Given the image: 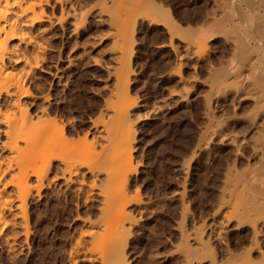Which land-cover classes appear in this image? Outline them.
Listing matches in <instances>:
<instances>
[{
	"label": "rangeland",
	"instance_id": "obj_1",
	"mask_svg": "<svg viewBox=\"0 0 264 264\" xmlns=\"http://www.w3.org/2000/svg\"><path fill=\"white\" fill-rule=\"evenodd\" d=\"M135 1L136 0H130L129 3H131V5L132 4L134 5ZM225 1H227L228 3V0H223V2ZM214 2L215 3L217 2V5ZM219 3H220V0L219 1L217 0L216 1L214 0H142L140 4L141 8H139L138 12H136L137 15L136 13H134L135 15H132L134 17L132 18L131 16L132 26H130V29L128 28V31L131 30L129 31V35L133 34L129 38L132 37L131 41L132 43L134 42L132 45H130L132 47L127 49V53L129 54V56L126 53L127 55L126 57L128 58L130 57V60L126 59L125 57V62L127 60L126 62L127 67H128V64L130 66V70L128 71L129 74L131 73L130 75L127 72L129 67L127 68L126 64H125V67L127 69L124 68L125 70H123L122 73L119 70L118 71L114 70V69H118V67L113 69V65L114 67L118 66L117 64H115L116 60L115 61L113 60L114 58L113 56H115V53L113 50L115 48L113 47H116L115 41L117 40L116 38L118 37L116 38L112 37V36H118L116 35L117 31L113 30L114 33H112L110 29L108 34L111 32L112 36L109 34L111 37L108 35H106L107 36L106 37L105 35H103L104 33L102 34V32H105L106 31L105 29L108 30V28L100 24H95L94 26H97V29L96 27H93L90 30L87 28H85L87 30H84V28H82L83 30H81V32L82 31L83 32L80 34V36L71 38L69 42L63 41L60 38L54 40L52 42V48L50 49V50L54 49V51L53 50L52 52L49 51L50 53L48 52L49 54L47 55V57L48 56L51 57V60L48 58L47 59L48 61L46 60L45 62V65H47V67L45 65L44 66L46 68H49L50 66L49 69H51L52 72L54 73L58 72L57 75H59V77H56L55 75L52 76V75L41 72V74L38 75L39 78L36 80V84L40 83V86L39 85L31 86V90L34 93H38L40 91L39 92L40 94H38L39 96L41 95V93L43 94V91L45 94V95L43 94L44 97L47 94H52L53 96L52 95L50 96V98L52 99V103H54L53 101H57L53 105L57 106V104L61 101L57 107L53 106L54 109H52L53 107H51L48 110V112L51 111L49 112L50 113L49 115L50 117H54L57 120L55 122L59 121L60 124H63L64 126L63 128L65 129L63 133L64 136H61L60 133L57 135L53 134V135H50V137H48L49 141H47L46 140L47 137L45 138L44 136V140H46L47 143L51 142L49 143V145H47L46 143L47 146L45 147L52 148L55 144L60 142L58 139H61L62 137H64L69 142V144H72L73 141H77L78 142L77 145L80 144L83 147V149L84 148L87 149V146H89L88 148L90 149H88L87 151L91 152L92 149L94 151V147L96 146L92 143H95L96 141V144L99 147V149H100V145L102 146L104 145L102 149L103 158H100V161H99L100 165L101 163L104 165H101L102 167L101 169V167H99L97 160L93 164L96 169H100L103 171L104 169H106V166L108 164L107 159L109 160L110 155L112 157L113 155L112 153L115 152V150L111 148L112 146L114 147V145L112 144H116L118 142L116 141V139L118 138L116 137L118 133L117 132L115 133L114 131V128L116 127L115 124L113 123L114 126L112 125L113 127H111L112 128L111 131H113L111 132L112 133L111 135L110 133H108L110 131L107 130V128L111 126V125H108V120L110 117L108 114L111 115V112H112V116H111L112 118L113 114L115 113L113 111L114 107L116 109L117 107H119V105L116 106V104H120V102H122L121 98H120V101L117 99L120 96L117 98L115 97L116 95H119V94L118 93L114 94L113 90H115L118 87L123 88V85L126 87L124 83H126L127 80L124 81V83H122L123 82L122 79L124 78V76L120 77V75L122 76V75L127 74V77L126 76L125 77L128 78V81H130L129 83L128 82L126 83L128 86L127 88L129 90L127 91V93L123 92L125 93L123 95L127 96L125 98V101L123 102H125L126 104V101L129 100L130 102H128V107H130L131 105V107L128 108L129 110L126 111V113L129 114L128 115L129 118H127L129 121L127 120L126 122H130L131 129L134 132V134L131 135V137L133 136L134 139L130 141V143L132 142L131 144L130 143L128 144L132 146V148H134L133 150L130 149V147L128 149V150L134 151V152L131 151V153H133L134 155L132 154L133 167L131 166L128 167L129 171L131 170L130 167L133 168L132 171L129 172L130 174L128 175V178L129 177L131 178H129V181L127 182L128 185L126 184L127 188H123V189L124 190L126 189L124 191L126 193V191L129 188V192H127V194L129 193L130 196L132 195L133 197L136 196V198L138 199H135L134 201L132 200L133 201L131 202L132 204L130 203V205H128L129 204L128 203L126 205V209H127L126 212H130L128 210H131V213L134 216L133 217L134 224L131 221L132 218L130 219L128 223H127V220L124 219V217L121 218L122 223L124 225L123 226L124 233L126 231V234L127 236L129 234V237H127L128 240L126 241L127 245L125 246L126 247V250H125L124 243H125L126 236L124 234V241L121 245V249H122L121 257L117 260L115 264H120L121 261H122L121 264H124L125 259L123 260V258L125 257H126V262H127L126 264H212L215 262V259L213 258L214 256L213 250L210 252L209 249H206L207 247L205 248V250L202 249L203 251L198 249L201 252L192 251L194 253L193 254L191 253L188 259H185V257L189 253L186 255L187 253V251L185 250L186 248L184 247L185 248L184 249L183 246H181L182 245L181 243H185L181 239V232L183 233V231H187V234H191V237H193L192 235H194L195 234L194 232H196V231L193 232V228L195 229V227L197 226V229H198V226H201V225L206 230V232L203 230L206 233L204 234V236H206L205 239L207 240L210 234V241H211L210 243L212 244L216 243V244H213L212 247H214L216 250V251L214 250V252H216V255H217L216 258L219 259V256H220V259L218 261L216 260L215 263L221 264L222 263L221 261H223L226 258V256L224 255L226 254L224 243L226 241L236 242V239H237L236 236L234 237L235 231H233L232 229V227L235 224L234 221H236L235 219H231V218H236L234 211L235 213L237 212L240 213L242 210H247L246 208L250 207L248 206L249 205L248 203L251 201L250 200L248 201V198H246V194H243L245 192V189L243 187H245L248 184L246 183L245 180H248L249 182V179L257 180V179L264 177L263 167L261 165H258L257 160L255 159L252 160V158H250V155L252 152L250 144H246V146L244 145V147L242 148L244 156H241L240 154L239 156L235 154L236 153L235 147H237L238 149V145L237 146L235 145L234 147V144L232 145V143H228L231 140L230 137L232 135L234 136L236 132L237 133L235 134V136L237 135L238 139H240V141L237 139L238 142H241L243 135L250 136L249 134L250 125H248L249 124L248 116L250 115V112L253 106L251 101H245L240 106L237 104H235L234 106L233 104L231 105L232 99L235 98L238 94L234 95L233 97L234 89L229 88V87H228L229 90L232 92H229V90L226 87L225 90H228V91H226V93L224 92L221 97L223 99L225 97L224 102L222 101L223 99L216 98L215 96L214 98L212 97L211 99L210 97L211 95L213 96V94H210L208 92H212V89L209 88L210 90L209 91L208 86L206 85L208 83H205L206 81H208L206 80V78L209 77L208 76V73H209L208 66L213 64L218 67L219 66L218 61H223L225 63L224 60L227 61L226 56L227 57L230 56L229 60L232 58L231 51L229 50V52H227L229 49V48L226 49V47H228L227 44L224 42L223 38L216 33L218 31L217 29L218 25L216 23L207 21L208 20L207 16L211 15V12L213 15L214 12L216 11L219 12V10H221L220 8L221 4L219 7L218 5ZM131 5L129 4L130 7H133ZM158 7L159 9L163 8L164 13H163V10L160 9V12H159L160 14H157L158 12L157 10H159ZM159 18L161 19L163 18V20L165 21L160 20ZM167 20L170 22H168ZM166 21L168 23L175 22L176 24L174 26L175 28L176 26H179L176 28L177 30H175V32L177 31L176 33H174V31L173 33L171 32L172 30L175 29L174 27L172 28L171 31L170 29L168 30L169 27H168V24L165 23ZM204 27L205 29H210L209 31H211L212 33V36H210L208 39L205 40V42L206 41L207 42L204 46L206 48L208 47V49L206 50L204 49V50L205 52L207 50H210V51L212 50L213 52L207 51L206 54L202 50H201L202 52L198 51L200 50L199 47H198L199 49L197 48V45L199 44L195 43V41H197L196 33H198L199 29H202V28L204 29ZM102 28H103V31H102ZM179 28H181L182 30H179ZM92 29L93 30L95 29L94 33ZM88 32L89 34L90 33L92 35L94 34V36L95 35L104 36V38L103 37L102 39L100 38L101 39L100 42L97 36L96 37L98 40L96 39V37L94 38L92 36H89L91 37V39H95L97 41V44L96 43H95L96 45L94 44L95 45V47H93L94 49H91L92 47L90 48V46H86V45L84 46L88 48L86 47L84 48V46L82 45L83 42L84 44H86L87 38L89 39ZM190 35L191 37H189ZM184 38H186L187 41H188V38L191 39V42H193L192 40H194V43L196 45L195 46L196 51L198 53L196 52L195 54H193L195 52L193 48L195 47L191 48L190 49L191 51L183 47L184 44L180 42H182ZM220 38H222V40ZM258 38L261 39L262 38L261 35H258ZM170 41L173 42V47L175 45L178 46L180 44L179 51L181 54L185 55V57H183V65L185 67H182V73H181L182 76L180 75V77H178L174 72L176 71V68H177L176 63L178 60L177 59L178 56H176L177 54L176 52H174L176 51V48H175L176 46L174 47L175 49L174 50L173 47L171 46L172 42ZM75 42H78V43H75ZM61 43H64V46ZM169 43H171V45H169ZM262 43L264 44V35L262 38ZM75 44H77L76 45L77 47H74ZM128 44H131V43H128ZM223 45L225 48L223 47ZM61 46H63L61 49L62 55H63V61L61 64L58 65L59 70H57L56 67H53L55 66L54 62L56 61V60L54 61V58L55 59L58 58L57 55L59 54V51H60L59 49L61 48ZM213 48H215V50ZM129 49L130 51H132V54L129 53ZM181 49L182 50L185 49V50L181 51ZM201 49L203 48L201 47ZM185 51H189L190 54L188 52H186L188 53L186 54ZM214 51L215 52L217 51L216 54ZM200 52L202 53V55L199 54ZM80 55L81 57L79 58L80 59L82 58V60L78 58V56ZM203 55L205 57H203ZM210 55L212 56L213 60ZM196 56H199L200 58V59L197 58L196 60L198 61L197 62L198 64L195 61ZM186 57L187 58L190 57V60L192 61H190L189 59L188 60L191 63L185 60L187 59ZM208 57L211 60L208 59ZM203 58L205 59V61H201L203 60ZM70 59L71 60L76 59L78 60L79 63L77 64V61L75 62L74 60H72L73 63L71 67V64L69 66ZM93 59H98L99 62L96 63L95 60L93 61ZM207 60L208 61L210 60L209 62H211V64H208ZM128 61H130V63H128ZM73 64L75 65L73 66ZM220 64H222V62ZM67 65L69 66V68ZM115 71H116L115 74L120 72V74L118 73L119 74L118 78L119 77L121 78V79L119 78L121 80L120 84H118V82L116 81L118 78L117 79L115 78V76L117 77V75L114 74ZM62 72H63V76H62ZM183 76L188 79L185 80ZM181 77L182 79L184 78L185 80V81L183 80L184 82H181L182 80L178 82V80H180ZM189 79H192V80H189ZM188 80L190 81V83L194 80L192 82L194 84H190L189 91L185 92L183 91V89L185 87L184 85L186 86L188 85L187 83L189 82ZM211 80L213 81L214 78L210 79L209 81ZM57 82L61 84H58ZM121 83L123 85H121ZM182 83H184L183 86H182ZM209 83H210L208 84L209 86L213 84V82L212 83L209 82ZM53 84L55 85V87ZM52 85L54 88L52 87ZM49 86L51 88H49ZM122 88L120 89L121 91H122ZM48 89H52V90L48 91ZM115 92H117V90ZM208 95H210V97ZM44 97L41 96L38 99V101L35 103L37 107H35V105H32V104L29 105L30 101H28L29 102L28 107L30 106L29 109L32 115L38 116L41 114V112H39L40 108L38 107V105L43 103L42 99ZM205 97H207V99L209 98V100L211 99L210 101H213L212 104L215 105L213 106L214 108L217 109L220 106L217 110L214 109L217 112L214 111V113L216 114L214 113L213 114L214 116L219 117L218 121L222 120V122L224 121V124H225V125H222L223 124L222 122L217 123L215 121V123L219 125L217 126V132L220 129L219 131L220 133L218 132L215 134L214 136L215 139L212 137L209 139L210 136H207L205 133H201L202 130L204 131L203 128H205V126L207 125V123L205 124V119H208L206 118L207 115L206 117H204L205 114L208 113L207 109H205L207 108L205 103H207V101L209 102V100H206ZM228 97H231V98H228ZM227 99L230 101V103ZM219 101L223 102V104L221 105ZM133 102H137V106H134ZM217 102L220 105H218ZM41 106L42 105H40V107ZM109 106H112V107H109ZM125 108L127 109L126 106ZM222 109H224L225 111ZM35 111H37V113H35ZM204 111L207 113H205ZM44 114L46 115L48 113L46 112ZM44 114L40 116H44V120H45ZM218 114H220V116ZM47 116L48 115H46V117ZM48 117L47 119L50 120L49 119L50 117L49 118ZM217 117H214V118H217ZM38 118L35 119L34 117L33 119L37 121ZM102 119H104L105 121L107 120L106 124L108 127L104 124L105 121L103 122ZM113 119L114 118H112V120ZM112 120H109L110 124ZM42 122H43V119H42ZM59 122L57 123V125L59 124ZM101 122H102V125L104 124L103 126H105V128L101 126ZM112 122H114V120ZM40 124H41V120H40ZM58 126L60 127V125ZM223 126L225 129L223 128ZM99 127H102V129H105L107 134H109L108 138L106 137L107 141L110 140L109 138H113L112 136L115 137L113 139L114 143L111 142L112 139L109 142L106 141V138H104L103 136L107 134L104 133L105 132L104 130H103L104 131L103 133H102V130L99 131V129H101ZM1 128H3V125H0V129ZM221 128H223V130ZM231 129L233 130L232 135L230 134L232 133ZM245 131L247 132L246 134H245ZM65 132L67 133V135ZM224 132L225 134H223ZM77 133H78V136H77ZM86 133L90 134V135H87L88 138H86ZM94 133H98L99 138H97L98 137L97 134H94ZM201 134L206 135L205 136L206 140L202 142V146L203 147L205 146L206 148L204 147L205 148L204 149L202 147L203 148L202 150H201V147L198 149V146H197L198 145L197 142H199L201 138ZM94 135H96L97 137ZM101 135H103L102 137L105 139L106 143H108L109 145L111 143L110 147H108L109 145H106L105 147L104 139L100 138ZM221 135L226 136L230 140L229 139L227 140L226 138L224 139L225 141L223 140V143H222V141H220L222 140L220 139L222 138ZM92 136L95 137L94 142L92 141L94 140ZM216 136H219L220 138L219 137L216 138ZM85 138L88 139V141L84 145L83 143L85 142ZM4 139H5V136L2 133H0V147H1V142ZM97 139L101 142L100 144L97 143L99 142L97 141ZM207 139H209L211 143H208L209 141H207ZM81 140L83 141L82 143H81ZM238 142L237 144H239ZM90 145L92 146L94 145V147L91 148ZM36 146H39L40 148H42L43 143H39V145H36ZM81 146H78L80 147L78 148L80 149V151H82ZM40 148L39 150L44 149V148L42 149ZM108 149H111L110 150L111 154L109 153V151H107ZM194 150H195V155L193 154ZM97 151H98V148H97ZM91 153H94L95 155V152H91ZM97 155H100V154H97ZM61 156H63V154ZM96 157L99 160V157L98 156ZM105 158H107L106 165L104 163ZM234 158H237L235 159L236 162ZM248 158H250V160ZM72 159L73 157H71L70 159H68L67 157V160L66 159L65 160L68 163H71V161L69 162L68 160H72ZM73 161L75 160L73 159ZM248 161H251V162H248ZM2 162L4 161H1L0 159V164H3ZM58 163L57 161H54L53 163L54 166L52 165L53 169L51 170V173H49L48 175L49 179L51 180L56 179V180H54V183H52L53 185L51 184L52 185L51 187L49 186V188L47 187L44 190L42 189L40 191L41 196L38 197V192H37L38 190L35 186V183H36L35 177H32L28 180L29 183L27 182V185L28 184L29 186L31 185L30 189L32 187L31 189L32 191L30 194L34 195V196L30 195L32 196L31 199H29L30 198L29 196L26 202L27 207L26 206H25L26 208L24 207L26 209V210L24 209L26 211L25 213H27L28 215L26 216L24 214L25 215L24 217L28 218V219L26 218V221L28 222V228H29L27 229L29 231L26 232V234H28L27 236L28 238L25 235H23V233H20V232H23L27 228L26 227L27 224L23 225L22 227L16 228L17 230L14 229L15 230L14 232L16 231L18 232L16 235H14V238L15 236L17 238L15 239L16 241L14 243V247L16 246L14 248V251L18 252L14 254H17V257H15L16 255L12 254L14 251L8 254L7 252L8 246L6 245L5 241L2 238L5 245L3 242H2L3 244L0 243V264H101L102 263L103 261L102 259H99V260H102L101 263L100 261L99 262L97 261L99 257L97 258V260L93 258L97 256V254L94 253L95 254L94 256V254L92 253L91 257H89L90 254L89 255H86V254L89 253V251H91L92 249V248L91 249L88 248L89 245L87 247V244L91 242V240H89V237L93 238L92 235L91 236L87 235V233L91 234L90 232L91 230L88 231V229H91L90 228L92 227L91 224H93L94 223L93 221L97 219L96 216L100 217L101 215L100 213H102V216H103V218L101 217V219L105 221V216L103 215V212L100 209L104 207V205L101 202V200H103L101 199V197L103 198V196L105 195L103 194L104 190L102 187H101L102 189L100 188L103 194V196L101 195V197H99L100 195L97 193V192H100V191H97L99 188L95 187L96 191L95 190H93L94 192L92 191L93 195L89 193L91 191L88 188L89 187L88 184H90L89 183L90 181L88 179L90 178V180H92L94 177H91L93 175L87 172V169H82V171L85 174L83 175V172H82V174H79L78 176V178L79 177L81 178L82 175L86 177V180H85L86 183L85 185H82L84 189L81 187L79 181L71 183L69 187L67 188L65 186L67 185V183H65L63 179L59 178L60 174L62 175L63 170H65L64 168L66 167V165L63 164L64 166L63 165L60 166L62 162L60 163V161H58ZM38 165H43V164L41 163ZM55 165L58 166L57 167L58 169L55 167ZM59 166L62 167V169ZM135 167H137L136 172H135ZM229 171H232V172H229ZM225 172H226V175H225ZM12 173L10 174L12 175ZM18 173L20 172H17L16 174ZM10 174H8V176L4 178L5 180L4 179L3 180L10 181V179L12 180V178L13 179L16 178L15 174H14V177H11ZM96 175H98L97 178L99 176L103 177V180L101 177H99V179L101 178L100 181L102 180L101 182L98 180L100 184H102V182L106 180L104 179L106 175H104L103 173L99 174L98 172V174ZM19 177L20 175H18L17 181H19ZM16 179L14 181H16ZM225 179H227V181ZM20 180L22 179L20 178ZM8 181H6L5 184L8 185V183L11 182V181L10 182ZM17 181H16V184H17ZM2 183L4 182L2 181ZM13 183L15 182H12L10 183L11 185H8L9 188L7 190L9 191L13 190V186L17 188V185H14ZM230 183L232 184L230 185ZM234 183H236V185L240 183L239 184L240 186L243 185L242 188L238 186L239 190L242 189L241 192L243 191V193L237 192L236 194V192H234L236 189L232 191L233 193L232 195L230 194L231 192L228 193V191H231L230 187L232 188V186H234ZM24 184H25L24 186L22 184V188H26L27 185L26 183ZM120 184L122 185V183ZM236 185H235V188H237ZM101 186H104V185H101ZM65 188H67V190L64 191ZM224 188H227L228 191L225 192L226 189ZM19 189H16L15 191L17 190L19 191ZM223 189L225 193L223 191L221 192V190ZM87 190L89 191L87 192ZM12 192L14 193V191ZM17 192L15 193L17 194ZM124 192H122V195ZM96 193L99 196H97ZM125 193L124 195H126ZM234 193L236 196H234ZM128 195L124 197V200L126 199V197H129V198L132 197ZM221 195H225V196L222 197ZM133 197L132 199H134ZM129 198H127L125 202ZM221 198H224V201L226 200V201L231 202V203L226 202L228 205L230 204L231 205L228 207L226 204L224 207L219 208L220 207L219 204L223 203L221 202L222 201ZM130 200L131 199H129V202ZM259 200L261 201L263 199L259 198L258 204L260 203ZM100 203L103 206L101 205L99 208ZM185 206L187 207L186 209L183 208ZM183 210L185 211L187 210L186 211L187 213L185 214L184 213L185 211L183 212ZM118 211L120 210H116V212ZM182 212H183V216L185 214L184 217L182 216ZM106 213L107 212H105L104 214ZM130 214L128 213L129 215L128 217H130ZM230 215L232 216L230 217ZM228 218L231 219L232 221L230 220L229 222H227ZM102 220H100L101 224L98 225L99 221L97 219V221H95L97 225L95 224V227L93 226L92 230L95 229L98 231L100 229V226H103ZM219 220L222 223L221 226H224L223 223L227 222L231 224L233 222L232 227L231 225L227 223L224 226V227L227 226V228L230 229L227 237L231 234L230 235L231 237H228V238L225 237L226 239H224L223 241L224 243L222 242V240L216 239L219 242L217 243L214 235L211 237V235L215 233V232L213 233V230L215 231L218 229V227L219 228L221 227V226H218L221 224ZM128 225L130 226L133 225L129 227V228H132V229H129V231H127ZM184 225L186 227V230L183 227ZM23 227H26V228L23 230ZM248 228L249 227L247 226L246 228L242 227V229L239 231H244V233H247L245 230H247ZM190 232H193L194 234ZM19 233L20 235H18ZM87 239L89 240L87 241L88 243L86 242ZM2 240L0 239V242ZM78 242H80L81 245H78L77 244ZM178 245L181 246L183 250L186 251L185 253V251H182L181 250L182 248H180L182 253L184 252L185 257L184 255L182 256L181 252L178 253L180 251L177 248ZM185 246H186V243H185ZM90 247H92V245ZM76 248L78 249V254L76 253L77 252ZM86 249H89V251L87 250L86 252ZM236 251H239V250H236ZM98 254L100 255V253ZM124 254H125V257H124ZM9 255L10 257L11 255H13L14 260L12 258L13 256L10 259ZM71 255H73L72 258L76 260V262L74 261V263H72L73 260H71ZM83 255L85 257L88 256V258H92L91 262H89L90 259L88 258L86 259L85 257L83 258ZM221 255H223V257L225 258H223ZM76 256L78 258H74ZM82 258L86 259V261L83 260Z\"/></svg>",
	"mask_w": 264,
	"mask_h": 264
},
{
	"label": "bare ground",
	"instance_id": "obj_2",
	"mask_svg": "<svg viewBox=\"0 0 264 264\" xmlns=\"http://www.w3.org/2000/svg\"><path fill=\"white\" fill-rule=\"evenodd\" d=\"M214 1H216V0H214ZM217 1H219V0H217ZM129 2H130V0H0V125H3V128L0 129V133H2L5 136V139L1 142V147H0V149H1L0 150L1 151L0 152V159H1V161H4V162H2L3 164H0V239L2 240V238H3L6 245L8 246V249H7L8 254L12 253L14 251V248L16 247V246L14 247V243L16 241L15 239H17L16 236L14 238V235H16L18 233L17 231L14 232L15 230H17L16 228L22 227L23 225L27 224L26 225L27 228L23 227V230L26 228L25 229L26 231L24 230L25 231L24 232L22 230L23 232H20V231L19 232L23 233V235H25L26 237L28 236V234H26V232L29 231V230H27V229H29L28 228V222L26 221L27 217H24V216L25 215L28 216L27 213H25L26 212L25 208L27 207L26 202H27L29 196L32 195V194H30L32 191L31 190L32 187L30 189L31 185L30 186H29V184L27 185V182L30 178L35 177V182H36L35 186L38 190L37 191L38 197L41 196L40 191L42 189L44 190L47 187L49 188V186L51 187L53 185L52 183H54V180H56V179L51 180L48 178L49 173H51V170L53 169L54 161H57V163H58V161H60V163L62 162V164H60V166H62L63 164L66 165L65 168L63 167L65 170H63V173H62V175L60 174L59 178L63 179V181L65 183H67V185H65L67 188L69 187V185L71 183H74L76 181L80 182L81 187H82V185H85L86 177L83 176L85 173L82 171V169H87V172H89L90 174L93 175V176H91V175L90 176L94 177L93 179L91 178L92 180H90V178L88 179L90 181V182L88 181L90 183V184H88V186H89L88 188L91 191L89 193H91L93 195L92 191L95 190V187H96V188H99L97 191H100V192H97L100 196L97 195V193H96L97 196L101 197V195L103 196V194H105L103 196V198L101 197V199H103L104 202H103V200L100 199L102 204L104 205V207H102L104 209L100 208V206L102 205L101 203L99 205V208L102 210L103 215L105 216V221L101 219V217L103 218V216H102V213L99 212L101 215L98 214V215H100V217L96 216V218L99 221L98 225L101 224L100 220L103 221V226H100L101 230L100 229L98 231L95 229H93L94 231L92 230L93 226L95 227V224L97 225V223L95 222V221H97V219H95V221H93L94 223L92 222L93 223V224H91L92 227L89 226L91 229H88V231L91 230L90 231L91 234L87 233V235L88 236L92 235L93 238L89 237V240H91V242H89V243H91V244H89L87 242V241H89L88 239L86 240V242L88 243L87 247L89 245L88 248L89 249L92 248V249H91V251H89V249H86V252H87V250L89 251V253H87L86 255L90 254L89 257H91V254L95 253V254H97V256H95V254H94L95 257H93V258L95 260H97V258L99 257L97 261L98 262L100 261V263H101V261L103 260L101 264H115L117 262V260L121 257V252H122L121 245L124 241V234L126 236L125 237V243H124L125 244L124 249L126 250L125 246L127 245L126 241L128 240L127 237H129V234L127 236L126 231L124 233V229H123L124 225L122 223L121 218L124 217V219L127 220V223L132 218L131 221L133 223V221H134L133 217L134 216L131 213V210H128L130 212H126V210H127L126 205L128 203H129L128 205H130L131 202H133L135 199H138V198H136V196L133 197L131 195L134 198V199H132L130 194L129 193H128L129 195L127 194V192H129V188L126 191V193L124 192L126 189L125 190L123 189V188H127V185H128L127 182L129 181V178H131V177L128 178V175L130 174L129 172H131L133 169V168H131V167H133V163H132V161H133L132 160V154L133 153H131V151L134 149V148H132V146L128 145L130 143V141H132L134 139L133 136L131 137V135H133L134 132L131 129L130 122H126L128 120L127 118H129L128 117L129 114L126 113V111L129 110L128 108H130L131 105L129 103L130 107H128V102H130L129 100L126 101V104H125V102H123V101H125V98L127 97V96L123 95V94H125L123 92L127 93V91L129 90L127 88L128 86L126 84L127 82L128 83L130 82V81H128V78H126L127 74L122 75V76L120 75V77L124 76V78H126V79H124V78L122 79V81H123L122 83H124V81L127 80V82L124 83L126 85V87L121 83V85H123V88L121 87L122 91L120 90L121 88H119V87L116 88L117 86L115 87L116 89L113 90L114 94H116V93L119 94V95H116V96L114 95V96L116 98L120 96L119 98H117L119 101H120V98L122 99L121 100L122 102H120V104L121 103L122 104L121 105L116 104V106L119 105V107H117L116 109L114 107V109H113V111L115 112V113L113 112L115 114V116L113 114V117H112V118H114L113 119L114 122H112L113 120L111 118L112 112H111V115L108 114L110 116L109 120H112L111 124H110V121L108 120V125H111V126L108 127L106 124L107 120L105 121L104 119H102L103 122L105 121L104 124L108 127L107 130L110 131V132H108V133H110V135L112 134L111 132H113V131H111V129H112L111 127H113L114 124L116 126L115 127L116 130L114 128V131H115V133L116 132L118 133L117 136L115 135L116 137H118L117 138L118 140L116 139V141H118V142L116 144H112V145H114V147L113 146L111 147L115 150V152L112 153L113 154L112 157L110 155L109 160L107 158H105L104 163L106 165V159H107L108 164L106 166V169H104V167H103L104 172L100 169H96L94 167V164H93L97 160L99 167H101V165H104L102 163L100 165V162H99L100 158H103V155H102L103 150L102 149H103L104 145L103 146L100 145V149H99V147L96 144L95 137H94L96 135L92 136L94 138V140H92V141L93 142L95 141V143H92V142L91 143L97 146L98 151H97L96 146L94 147V145L93 146L90 145L91 148L94 147V151L92 149L91 152H95V155H94V153L87 151L88 149H90V148H88L89 146H87V149L84 148L85 149L84 150L80 144L77 145V143H78L77 141H73L72 144H74V145H72V144H69V142L64 137H62L61 139H58L60 142L58 141L59 143L55 144L54 146L52 145L53 146L52 148H50V147L46 148L45 147V146L49 145V143H51V142H49V143L46 142V140L49 141L48 137H50V135H53V134L57 135L60 133L61 136H64L63 133H64L65 129L63 128L64 127L63 124H60V122L58 121L59 122L58 125H60V127H59L57 125L58 122H55L57 120L54 117H50L49 112H51V111L48 112V110L51 107H53V106L57 107L61 101L57 104V106L53 105L57 101H53L54 103H52V99L50 98V96L52 94H47V92H46L47 95L44 97L43 96L44 91H43V94L41 93V95L39 96L38 94H40L39 93L40 91L38 93H34L31 90V86L32 85H39L40 86V83L36 84V80L39 78L38 75H40L41 72L52 75V76L55 75L56 77H59V75H57L58 72L57 73L52 72V70L49 69L50 66H49V68H46L47 65H45V62L48 58L51 60V57L50 56L47 57V55L50 53L49 51H51V52H52V50L54 51V49L50 50L52 48V42L54 40L60 38L63 41L69 42V40L71 38L80 36V34L83 32V31L81 32V30H83L82 28H84V30H87V29L90 30L91 28L96 27V29H97V26H94L95 24H100V25L108 28V30L105 29L106 30L105 32H107V33L102 32V34L104 33L103 35H105V36L106 35L112 36L111 32L109 33L110 35L108 34L110 29H111L110 31H112V33H114L113 30L117 31L116 35H118V36H112L115 38L118 37V38H116L117 40L115 41L116 47H113L116 49V50L113 49L114 53H115V56H113V57L115 59L113 57L112 58L114 61L116 60L115 61L116 63L115 62L114 63L117 64L118 66L114 67V65H113V69L118 67V69H114V70H116V71L119 70L122 73L123 70H125L129 67V69L127 70V72H128L130 70V66L128 64V67H127V63H126L127 60L125 62V57L127 55L129 56V54L127 53V49L132 47L130 45H132L134 43V42L132 43V41H131L132 37L129 38L133 34L129 35V31H131V30L128 31V28L130 29V26H132L131 25L132 24L131 23L132 22L131 16L135 15L134 13L138 12L139 8H141L140 4H141L142 0H136L134 2V5L133 4L131 5V3H129ZM129 4L133 7H130ZM215 4L217 5V2ZM220 4H221V7H220ZM218 5L221 8V10H219V12H217V11L214 12L213 15L211 12V15H209L210 17L207 16L208 18L207 17L206 18L208 19L207 21L216 23L218 25V27H217L218 31L216 33L219 36H221L223 38L224 42L227 44L228 47H226V49L229 48L227 52H229V50L231 51V57L232 58L229 60L230 56L229 57L226 56L227 61L224 60L225 63L223 61H218L219 66L217 67V66L211 64V62H209L211 60L209 58L211 55L208 57V59H210V60L209 61L207 60L208 62L207 61L206 62L208 64H211V65L208 66L209 73H208V71H207V73H208L209 77L206 78V80H208V81L205 80L206 81L205 83L210 84L209 82H211V83L213 82V84H211V86L206 84L208 86V90H209V88L212 89V92H208V93L213 94V96L211 95V97H210V95H208V96L211 99H212V97L214 98V96L216 98H221L224 92L226 93V91H228L229 88H233L234 89L233 97H234V95H237V94L238 95L232 99L231 105L233 104V106H234L235 104H237L240 106L245 101H251L253 106H252L250 115L248 116V121H249L248 125H250L249 126L250 127L249 128L250 129V132H249L250 136L248 135L249 137L246 135H243L241 142H238V140L240 141V139H238L237 135L235 136V134L237 132L233 136L232 135L233 130L231 129L232 133H230V134L232 136L231 135H230L231 137L229 136L231 140L229 138H227L226 136H222V135H221L222 138H220L219 136H216V138L219 137L220 139H222V140H220V141H222V143H223V140L227 138V140L228 139L230 140V142H228V143H232V145L234 144V147H235V145L236 146L238 145V149H237V147H235L236 150L234 149L236 151L235 154L236 155L240 154L241 156H244V153L242 151V148L244 147V145L246 146V144H250L251 149H252L251 155L249 154L250 158H252V160L253 159L257 160L258 165H261L264 169V44L262 43V38L264 35V0H230V2L228 0V3H227V1L223 2V0H220V3ZM155 9H157V8H155ZM158 9H159V7H158ZM160 9L163 10V8H160ZM160 9L157 10L158 11L157 14H160L159 13ZM163 13H164V10H163ZM136 15H137V13H136ZM133 17L134 16H132V18ZM159 19L163 20V18L162 19L159 18ZM163 21H165V20H163ZM167 21L165 23L168 24V27H169L168 30L170 29V31H171L172 28L176 24H175V22L168 23L170 21H168V22ZM100 25H98V26H100ZM177 27H179V26H176V28ZM85 28H87V29H85ZM176 28L174 30H172L171 32L173 33V31H174V33H176L177 32V31L175 32V30H177ZM94 30L92 29L93 33H94ZM179 30H182V29L179 28ZM209 30L210 29H205V27H204V29L203 28L199 29L198 33H196L197 34L196 39H197L198 43H197V41H195V43L199 44V45H197V48L198 47L200 48V50H198V51L202 50L203 52H205V50L208 49V47L206 48L204 45L207 42V41L205 42V40L208 39L210 36H212V33ZM102 31H103V28H102ZM89 32H88V34H89ZM191 35L189 37H191ZM258 35H261L262 38L259 39ZM89 36H92L95 38L97 35L94 36V34L92 35L90 33L88 35V37ZM97 37L99 38V42L102 39V37L104 38V36H101V35H99ZM97 37H96V39H97ZM222 38H220V39L222 40ZM67 39H68V41H67ZM86 41H85L86 44H84V42H83L82 45L83 46L84 45L90 46V48L92 47L91 49H94L93 47H95V45L97 44V41L95 39H91V37H89V39L87 38ZM192 41L193 42H191V39H189V38H188V41L186 38H184V40L180 43H183L184 44L183 47H185L186 49L191 51L190 49L196 46L194 43V40H192ZM170 42H172V41H170ZM75 43H78V42H75ZM128 43H131V44H128ZM61 44H63V46H64V43H61ZM76 45L77 44H75L74 47H77ZM128 45H129V47H128ZM169 45H171V43H169ZM179 45L178 46L175 45L176 47L174 46L176 48V51H174V52H176V54H177V55L176 54L175 55L178 56V58H177L178 60L176 63L177 68H176V71H174V72L178 77H180V75L182 73V67H185L183 65V57H185V55L180 53V51H179L180 46ZM63 46H61L60 49L58 48L60 50V51L58 50L59 51V54L57 55L58 58H56V59L54 58V61L55 60L56 61L54 62L55 66H53V67H56L57 70H59L58 65L61 64L63 61V55H62V50H61ZM86 46H84V48ZM171 46L173 47V42H172ZM207 46H209V45H207ZM174 47H173V49H174ZM201 47L203 49H201ZM223 47H224V45H223ZM86 48H88V47H86ZM193 49L195 50V52L194 51H192V52H194L193 54H195L197 52L196 47ZM213 49L215 50V48H213ZM184 50L181 49V51H184ZM189 51H185V53L188 52L190 54ZM207 51L211 52L212 50L211 51L207 50ZM207 51L205 52V54L207 53ZM201 52L199 54L202 55ZM216 52H215V54H216ZM114 53H113V55H114ZM126 53H127V55H126ZM129 53L132 54V51H130V49H129ZM188 53H186V54H188ZM199 54H197V55H199ZM209 54H207V55H209ZM227 54H229V53H227ZM191 56H193V55H191ZM79 57H81V55L78 56V58ZM194 57H195V55H194ZM203 57H205V56L203 55ZM197 58H199V56H196L195 61L197 60ZM211 58H212V56H211ZM126 59L130 60V57L129 58L126 57ZM188 59L190 60V57L185 59V60L189 61ZM70 60H69V66L71 64V67H72V63H73L72 60H74V59H72L71 61ZM80 60H82V58ZM94 60L96 63L99 62L98 59H93V61ZM212 60H213V58H212ZM74 61L75 62L77 61V64L79 63L78 60H76V59ZM190 61H192V60H190ZM201 61H205V59L203 58V60H201ZM197 62L198 61H196V63ZM221 62H222V64H220ZM128 63H130V61H128ZM125 64H126L127 68L125 67ZM74 65L75 64H73V66ZM69 66H68V68H69ZM116 71L114 72V74L116 73ZM120 72H118V73L120 74ZM174 72H173V74H174ZM118 73L115 74V75H117V77L115 76L116 79L118 78V75H119ZM128 74H129V72H128ZM62 76H63V72H62ZM184 78L183 79H182V77H181V79L179 78L180 80H178V82L181 80H182L181 82H184L186 79H188V78H185V80H184ZM209 78L210 79L214 78L215 81L214 80L209 81L210 80ZM118 79L116 81L118 82V84H120L121 78L119 80ZM189 80H192V79H189ZM54 82H56V81H54ZM54 82H52V83H54ZM192 82L191 83H190V81L187 82L188 83L187 86L184 85V83H182V86L183 85L185 86L184 87L185 90L183 89V91L188 92L190 89L189 88L190 84H194ZM58 84H61V83H58ZM50 85H51V83H50ZM53 85H52V87H53ZM121 85H119V86H121ZM191 86H193V85H191ZM54 87H55V85H54ZM62 87H64V86H62ZM186 87H187V89H186ZM226 87L228 90H225ZM49 88H51V87L49 86ZM125 89H127V90H125ZM50 90H52V89H48V91H50ZM116 90H117V92H115ZM35 92H37V91H35ZM229 92H232V91L229 90ZM121 93H122V95H121ZM128 94H129V92H128ZM41 96L44 98L43 99L41 98L43 100V103L42 104L39 103L42 106L40 107V105H38V107L40 108L39 112H41L40 115H43L44 113L47 112L48 114H46V115H48L50 117L49 118L47 116L50 120L47 119L45 114H44L45 120H44V116L32 115V113L29 109L30 106L28 107V104H29L28 101H30L29 105H31V104L35 105V103L38 101V99ZM207 97H205L206 100H209V98L207 99ZM228 98H231V97H228ZM221 99H223V98H221ZM224 99H225V97H224ZM224 99L222 100L223 102H224ZM210 100H209V102L207 101L208 104L205 103L206 107H207L205 109H207L208 113L204 111L205 113H207V114H205L204 117H206V115H207L206 118H208V119H205V124L207 123V125L206 126L204 125L205 126V128H203L204 131L202 130L201 133H205L207 136H210L209 139L211 137L215 139V137H214L215 134L220 131V129H219L217 132V126H219V125L216 124L215 121L218 123V122H222V120L218 121L219 117L214 116V114H216V113H214V111H215L214 109H216V108L213 107L215 105L212 104L213 101H210ZM223 102H220V104L222 105ZM229 103H230V101H229ZM133 104H134V106H137V102H133ZM220 104L218 103V105H220ZM125 106L127 107V109L125 108ZM223 106H221V107H223ZM35 107H37V106L35 105ZM54 107L52 109H54ZM109 107H112V106H109ZM222 110H224V109H222ZM215 112H217V111H215ZM35 113H37V111H35ZM218 115L220 116V114H218ZM33 116L35 117V119L39 117L38 120L37 121L34 120ZM41 117H43V118H41ZM214 117H217V118H214ZM42 119H43V122H42ZM215 119H217V120H215ZM40 120H41V124H40ZM206 120H207V122H206ZM222 123H223L222 125H225L224 121ZM103 125L101 122V126L103 128H105V126H103ZM102 127H99L101 129H99V128L98 129H99V131L102 130V133H103L105 131V129H102ZM215 127H216V129H215ZM57 128H59V129H57ZM223 128H224V126H223ZM223 128H221V129L223 130ZM226 129H228V128H226ZM224 131H226V130H224ZM247 131H248V129H247ZM104 133L107 134L106 131ZM246 133L247 132L245 131V134ZM94 134H97V136H98V133H94ZM205 134H203V135L201 134V138H200L199 142H197L198 143V145H197L198 149L201 147V150H202L205 147V146L204 147L202 146V142H204L206 140ZM221 134H222V132H221ZM223 134H225V132ZM66 135H67V133H66ZM87 135H90V134L86 133V138H88ZM226 135H228V134H226ZM38 136H39V138H38ZM44 136H45V138L47 137L46 140H44ZM77 136H78V133H77ZM102 136L103 135L100 136L101 139L103 137L108 138L109 134L104 135L103 137ZM112 137L113 138H109L110 140H108V141L106 138V141L109 142L112 139L111 142L114 143L113 139L115 137L114 136H112ZM86 138H85V142L83 143L84 145L88 141V139H86ZM97 138H99V136ZM209 139H207V141H209ZM41 141H43V142H41ZM97 141H99V140L97 139ZM211 141H212V139H211ZM82 142L83 141L81 140V143ZM104 142H105V139H104ZM237 142L239 144H237ZM36 143H38V144H36ZM39 143H43L42 148H44V147L45 148L42 149L39 146H36V145H39ZM46 143H47V145H46ZM97 143L100 144L101 142L99 141ZM208 143H211V142L209 141ZM75 145H77V146H75ZM106 145H109V144L105 142V147H106ZM78 146L82 147V149H81L82 151H80V149H78V148H80ZM110 146H111V143L108 147H110ZM38 147L42 150H39ZM129 147L132 150H128ZM110 150L111 149H108L107 151H109V153L111 154ZM132 152H134V151H132ZM62 154H63V156H61ZM69 154H71V155H69ZM97 154H100V155H97ZM193 154L195 155V150L193 151ZM72 155H74V156H72ZM236 155H235V157H236ZM96 156L99 157V160ZM67 157H68V159L73 157V159L75 161H73V159L68 160L69 162L71 161V163H68L66 161ZM2 158H3V160H2ZM76 158H77V160H76ZM250 158H248V159L250 160ZM235 159H237V158H234V160ZM102 160H104V159H102ZM40 162L43 165H38V164H41ZM235 162H236V160H235ZM248 162H251V161H248ZM255 163H257V162H255ZM58 164H56V165H58ZM34 165H35V167H34ZM36 165H38V166H36ZM56 165H55V167L57 168L58 166H56ZM129 166H131L130 171L128 169ZM60 168L62 169V167H60ZM101 169H102V167H101ZM136 169H137V167H135V172H136ZM15 170L17 172H20V173L16 174L17 172ZM12 171H13V173H12ZM235 171H236V169H235ZM61 172H62V170H61ZM82 172H83V175L81 178L79 177L80 178L79 179L78 176H79V174H82ZM98 172H99V174L103 173L104 175H106L104 179H106L107 181L105 180L102 182V184H100V182L103 180V177L99 176L102 178V180L100 181L101 178L100 179H99V177L97 178L98 175H96V174H98ZM137 172H138V170H137ZM229 172H232V171H229ZM10 173H12L13 176ZM8 174H10L11 177H14V174H15L16 178H17V179L12 178V180L10 179L11 182L6 180L10 183L15 182L13 184L17 185V188H16L12 184L13 190H11V191L7 190L9 188L8 185H11V184L8 183V185H7V184H5L6 181H4L5 180L4 178H6L8 176ZM18 175H20L19 181H17ZM225 175H226V172H225ZM20 178L22 180H20ZM229 178H230V176H229ZM15 179L17 181V184H16V181H14ZM48 179L51 181H49ZM225 180L227 181V179H225ZM2 181L4 183H2ZM22 181H24V182H22ZM97 181L99 182V184ZM245 181H246V183H248L245 187H243L245 189L246 193L245 192L243 193V191L241 192V190H242L241 188L243 185L240 186L239 185L240 183H238V185H236V183H234V186H232L233 189L230 187L231 191H228L227 188H224V189H226L225 192H227V191H228V193L231 192L230 193L231 195L233 194L232 191H234L236 189L237 191L236 190L234 191V192H236V194H237V192L246 194V198H248V201L249 200L251 201L248 203L249 204L248 206H250V207L246 208L247 210H242L240 213H238V212L235 213V211H234L236 218H231V219L236 220V221H234V223H235L234 226L232 225L233 222L231 224L227 223L231 220L229 218L232 215H230V217L228 218V220L226 222L227 224L231 225V227L233 226L232 229H233V231H235L234 237L236 236V238H237L236 242L235 241H234L235 243L230 242V241H226L225 243L223 242L224 239L231 237L230 236L231 234L227 237L230 229L227 228V226L224 227L226 225V223H223L224 226H221L222 223L220 220L219 221L221 224L218 226H221V227L219 228L217 226L218 229L215 231L213 230V233L215 232L214 234H212L210 232L212 234L211 237L214 235L215 240L216 239L222 240V242L225 244L226 254H224V255L226 256V258L223 257V255H221L223 258H225L224 259L225 261L224 260L221 261L222 262L221 264H264V249H263V247H264V201H263L264 200V177L257 179V180H255V179L250 180L249 179V182H248V180H245ZM245 181H244V183H245ZM24 183H26V185H27L26 188H22V184H23V186L25 185ZM120 183H122V185ZM124 183H125V185H124ZM231 184L232 183H230V185ZM18 185H20V186H18ZM101 185H104V186H101ZM235 185L237 186V188H235ZM121 186H122V188H121ZM225 186H223V187H225ZM238 186L241 187L240 188L241 190H239ZM101 187L104 190V191L102 190L103 194L101 192V189H102ZM67 188H65L64 191L67 190ZM16 189H19V191L18 190H17L18 192L15 191ZM224 189L221 190V192L222 191L224 192ZM89 190H87V192ZM12 191H14V193ZM15 192H17V194ZM87 192H86V194H87ZM122 192H124L126 195H124V193L122 195ZM127 195L131 197V198L126 197V199L127 198L131 199L130 202H129V199L126 202H125L126 199L124 200V197ZM32 196H34V195H32ZM32 196H30L29 199H31ZM221 196L224 197L225 195H221ZM234 196H236L235 193H234ZM259 198H261L263 200H261V201L259 200L260 203L258 204ZM221 199H222V201L221 200L220 201L223 203L219 204L220 205L219 208L224 207L227 204L226 202H229L226 200L224 201V198H221ZM225 199H226V197H225ZM121 202H123V203H121ZM229 203H231V202H229ZM230 205L227 204L228 207ZM16 208H18L19 210ZM128 208H130V207H128ZM183 208L186 209L187 207L185 206ZM116 210H120V211L116 212ZM184 211L185 210H183V212ZM186 211L184 212L185 214L187 213ZM105 212H107L106 213L107 216H106V214H104ZM183 212H182V216H183ZM128 213L129 214L131 213L132 215L130 214V217H128L129 216ZM185 214H184V216H185ZM24 218H25V220H24ZM21 219H23V220H21ZM131 226H133V225H131ZM131 226L128 225V227H127L128 230L127 229L126 230L129 231V229H132V228H129ZM246 226L249 227L248 228L249 230L248 229L245 230L247 233H244V231H239L242 229V227L246 228ZM9 227H11V228H9ZM97 227H99V226H97ZM183 227L186 230L185 225ZM201 227H202V225L198 226V229H197V226H196L195 229H197V230H195L193 228V232L196 231V232H194L195 234L193 232H190V233L194 234V235H192L193 237H191V234H187V231H183V233L181 232V239L183 242L186 243V246H185V243H181L182 244L181 246H183V248L184 247L186 248V249L185 248L184 249L187 251V253L185 250H183V248L181 246L178 245L177 248L179 250H180V248H182L181 250L185 251L186 255L188 253L189 254L185 257L184 252L182 253L181 250L178 253L181 252L182 256L184 255L185 259H188V257L191 255V253L192 254L194 253L192 251L201 252V251L205 250V248L207 247L206 249H209L210 252L213 250V253H214L213 258L215 259V262H216V260L218 261L220 259V256H219V259L216 258L217 255H216V252H214L215 248L212 247L213 244H216V243H213V244L210 243L211 242L210 241V234L208 236L209 238H207V240L205 239L206 236H204V234H206L205 233L206 230L203 227H202L203 228L202 229ZM96 229H98V228H96ZM20 233L18 235H20ZM188 233H189V231H188ZM207 235H208V233H207ZM208 239H209V241H208ZM3 240L0 243H2ZM5 243H4V245H5ZM217 243H219V242L217 241ZM77 244L81 245L80 242H78ZM91 245H92V247H90ZM198 249H200L201 251ZM236 250H239V251H236ZM16 252L14 251L12 254H14ZM76 253L78 254V249H77ZM98 253H100V255ZM73 254H74V252H73ZM14 255H16L15 257H17V254H14ZM84 255H83V258L85 257ZM12 256L13 255H11V257ZM72 256L73 255H71V260H73V262L72 261L71 262L74 263V261L76 262V260H74L72 258ZM77 256L74 258H78ZM11 257L9 255L10 259H11ZM124 257H125V254H124ZM12 258L14 260V256ZM85 258L87 259L88 256H86ZM223 258H221V259H223ZM86 259H83V260L86 261ZM88 259H90L89 262H91L92 258H88ZM99 259H102V260H99ZM123 260H124V264H126L127 263L126 257L123 258ZM215 262L212 264H216ZM92 263H93V261H92ZM121 263H122V261H121Z\"/></svg>",
	"mask_w": 264,
	"mask_h": 264
}]
</instances>
